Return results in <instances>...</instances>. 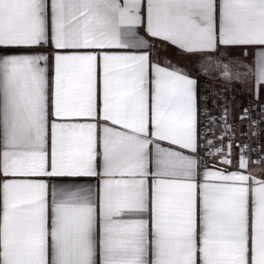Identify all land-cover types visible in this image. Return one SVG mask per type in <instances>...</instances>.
<instances>
[{"label":"snow or ice","instance_id":"snow-or-ice-1","mask_svg":"<svg viewBox=\"0 0 264 264\" xmlns=\"http://www.w3.org/2000/svg\"><path fill=\"white\" fill-rule=\"evenodd\" d=\"M0 264H264V0H0Z\"/></svg>","mask_w":264,"mask_h":264},{"label":"crops","instance_id":"crops-1","mask_svg":"<svg viewBox=\"0 0 264 264\" xmlns=\"http://www.w3.org/2000/svg\"><path fill=\"white\" fill-rule=\"evenodd\" d=\"M161 55H162V56H164V55H168V56H169L171 59H173V60H181V57H180V55H179L178 52H177V53H171V52H169V53H165V52H162ZM201 71L203 72L204 70L201 69ZM215 74H216V73L213 72V71H208V72L206 73V75L209 77V79H207L206 82H205V86H206V87H212V86H214V85H217V84L221 83V81H219V80L211 79V77L214 76Z\"/></svg>","mask_w":264,"mask_h":264}]
</instances>
